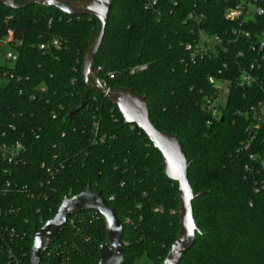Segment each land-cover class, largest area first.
<instances>
[{
  "label": "trees",
  "instance_id": "obj_1",
  "mask_svg": "<svg viewBox=\"0 0 264 264\" xmlns=\"http://www.w3.org/2000/svg\"><path fill=\"white\" fill-rule=\"evenodd\" d=\"M112 1L93 69L107 87L146 96L151 122L177 136L191 164L194 193H205L193 203L202 235L181 264H264V118H253L264 101V15L229 19L242 0H157L150 9L148 0ZM99 32L93 17L0 2V42L11 33L18 56L3 69L0 133L24 146L17 165L0 158V182L11 184L0 197V264H29L34 233L88 186L123 224L124 264H161L177 238L178 184L145 134L96 93L70 115L84 100L83 57ZM201 34L222 46L187 51ZM247 75L254 82L242 84ZM210 78L230 90L219 120L206 109ZM105 240L99 213L73 216L41 264H97Z\"/></svg>",
  "mask_w": 264,
  "mask_h": 264
},
{
  "label": "water",
  "instance_id": "obj_2",
  "mask_svg": "<svg viewBox=\"0 0 264 264\" xmlns=\"http://www.w3.org/2000/svg\"><path fill=\"white\" fill-rule=\"evenodd\" d=\"M8 9L30 6L55 8L71 17H93L100 22L99 34H92L89 47L83 57L81 76L85 87L84 100L71 112L78 114L85 106L91 93L105 97L119 110L126 125L136 126L162 156L164 175L178 184V217L180 230L167 257L161 264H181L196 243L197 235H202L196 223L193 203L205 193H194L188 180L191 166L183 152L177 136L159 131L151 122L146 96H137L128 88L111 89L100 80L102 69H93V62L104 39L112 0H0ZM85 212L99 213L105 225L106 240L99 246L97 264H124V227L116 213L109 207L100 193L90 186L71 198H64L53 219L34 233V241L29 264H41L44 254L60 238L69 220Z\"/></svg>",
  "mask_w": 264,
  "mask_h": 264
},
{
  "label": "built area",
  "instance_id": "obj_3",
  "mask_svg": "<svg viewBox=\"0 0 264 264\" xmlns=\"http://www.w3.org/2000/svg\"><path fill=\"white\" fill-rule=\"evenodd\" d=\"M157 3V0H148L147 8H154L157 6ZM252 6L255 8L254 11H251ZM263 15L264 8L254 4L251 0H242V5L238 6L237 9L231 10L227 13L228 18L232 20H239L240 18L248 20L255 17H261ZM245 37H249V35L246 34ZM11 41L12 34L10 33L7 38L0 42V83L8 76V73L4 72L3 69L7 66H13L18 60L16 51L14 48L10 47ZM20 45L21 42H17L15 47ZM54 45L58 46V42H55ZM216 45L222 46V40L219 37L211 38L205 34H201L200 42L194 46L188 44L186 46V50L190 52L194 50L196 53H207L208 51L214 49ZM6 48H11L14 51L4 52ZM209 82L211 85H213L215 93L208 97L206 109L214 120H219L222 115V108H224L227 103V96L230 90L226 83H223L222 80L210 78ZM251 82H254V80L249 75L244 76L242 84H250ZM103 83L105 86H107L105 82ZM253 118L256 120L257 124L260 123L264 118V101L260 102L257 107L253 109ZM23 153L24 146L21 143L15 144L9 140L5 133H0V158L4 162L9 165H17L21 161ZM10 185L11 184L9 182L4 184H1L0 182V197L7 195L9 191H11ZM15 192L19 194L18 191ZM61 264H69V259L63 258Z\"/></svg>",
  "mask_w": 264,
  "mask_h": 264
},
{
  "label": "rangeland",
  "instance_id": "obj_4",
  "mask_svg": "<svg viewBox=\"0 0 264 264\" xmlns=\"http://www.w3.org/2000/svg\"><path fill=\"white\" fill-rule=\"evenodd\" d=\"M254 6H252L251 7V11H254ZM228 13V12H227ZM7 51H9V52H12V51H14L13 49H11V48H6V50L4 51V52H7ZM135 264H155L154 262H151L149 259H147V258H143V259H141L140 261H138L137 263H135Z\"/></svg>",
  "mask_w": 264,
  "mask_h": 264
}]
</instances>
